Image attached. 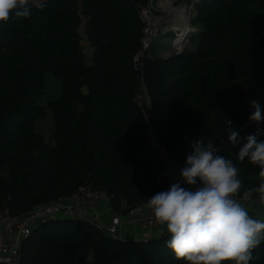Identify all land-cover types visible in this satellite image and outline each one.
Listing matches in <instances>:
<instances>
[{
  "label": "trees",
  "instance_id": "1",
  "mask_svg": "<svg viewBox=\"0 0 264 264\" xmlns=\"http://www.w3.org/2000/svg\"><path fill=\"white\" fill-rule=\"evenodd\" d=\"M150 1L30 0L29 17L0 22V208L21 215L87 184L109 190L114 209L125 212L124 200L135 206L164 190L170 169L161 148L181 187L191 189L180 172L197 140H212L219 155L233 160L241 196L259 185L260 169L237 160L240 145L228 142L226 122L231 129L252 113L247 85L264 87V0H179L195 5L192 23L199 30L189 41L195 47L146 53L141 66L136 55L146 23L140 10ZM37 2L46 6L36 8ZM82 14L90 18L92 62L77 33ZM47 72L63 88L43 105L38 98ZM141 83L148 109L138 100ZM49 113L54 143L37 129ZM258 129L264 133V122L234 132L242 144ZM168 238L164 231L114 239L60 218L25 241L21 264H186L165 246ZM253 257L250 264H264V242Z\"/></svg>",
  "mask_w": 264,
  "mask_h": 264
},
{
  "label": "clouds",
  "instance_id": "2",
  "mask_svg": "<svg viewBox=\"0 0 264 264\" xmlns=\"http://www.w3.org/2000/svg\"><path fill=\"white\" fill-rule=\"evenodd\" d=\"M42 9L43 2L34 4ZM30 0H0V22L27 18L32 13ZM253 109L249 120L264 122V108L258 100L248 102ZM226 122L228 142L236 152L237 160L260 169L257 187L248 188L240 194L243 181L233 160L219 155V148L212 140H197L193 151L186 156L185 167L180 175L191 189L173 183L169 189L155 193L146 201L156 222L166 229L169 238L165 246L178 261L186 264H250L253 251L264 242V220L254 219L241 202L258 195V202L264 206V140L255 134L244 138L241 144L238 133ZM258 258V257H256Z\"/></svg>",
  "mask_w": 264,
  "mask_h": 264
},
{
  "label": "built area",
  "instance_id": "3",
  "mask_svg": "<svg viewBox=\"0 0 264 264\" xmlns=\"http://www.w3.org/2000/svg\"><path fill=\"white\" fill-rule=\"evenodd\" d=\"M168 5L173 13L177 12L180 16L181 7L184 8L185 18L188 25L192 28L189 32L197 31V28L192 23V16L195 13V6L188 5L186 2H181L179 7L173 5L172 1L168 0ZM154 0H151L148 5L141 7V16L146 23L142 37V49L136 55V62L143 65L142 58L148 53L152 44V37L155 34L164 31L158 24V19L154 18L153 13ZM89 17L82 14V21L77 27V33L81 41V50L88 57L89 62H92L94 47L89 43ZM156 21V24H154ZM181 19L178 20L177 26L173 24L172 32L175 36L172 45L176 52H181V44H187L188 35L177 44L176 40L183 34V28L178 25ZM171 32L170 29L165 30ZM256 124L249 120V118L231 127L232 131H240ZM164 164L170 169L167 184L164 190L169 189L173 183L178 182V174L175 164L171 162L162 148L160 149ZM163 190V191H164ZM114 195L107 189L93 188L91 185L83 184L78 187L76 191L68 196L60 197L57 200L40 203L34 206L29 211L21 214L14 215L9 207L0 208V264H21L23 259V246L25 241L31 237L42 224L48 223L55 219H71L76 221H83L97 229L105 232L107 235L114 239H149L156 235L162 234V227L159 225L151 211L146 207V202L139 203L132 206L123 201V211H116L112 204ZM237 199H241L239 194ZM241 202L247 207L249 213L257 216L259 219H264V206L260 205L257 198L249 201ZM107 213V216L104 214ZM126 229L133 230H147L148 234L128 236L124 233Z\"/></svg>",
  "mask_w": 264,
  "mask_h": 264
},
{
  "label": "rangeland",
  "instance_id": "4",
  "mask_svg": "<svg viewBox=\"0 0 264 264\" xmlns=\"http://www.w3.org/2000/svg\"><path fill=\"white\" fill-rule=\"evenodd\" d=\"M39 0H34V2ZM172 1L173 5L179 7L181 2L179 0H170ZM193 4V3H191ZM194 5V4H193ZM170 5H168V0H154V7H153V17L158 19V24L160 28L164 29V31H160V33L153 35L152 37V44L149 48L147 55L149 56H161L162 52L164 51V56L172 54L175 52V48L172 45L173 38L175 33L172 32L173 24H177L178 20L181 19V23L178 25L180 28H183L182 37H179L176 40L177 44L184 39L186 35H188L187 44H181V49H193L195 44L190 43V36L196 34L199 30V26L194 25L197 28L195 32H189L187 34L186 31H190L192 26L188 25L185 18L184 8H180L182 12H180V16L176 13L171 12L168 10ZM195 6V5H194ZM196 14V10L194 15ZM177 26V25H176ZM184 26V27H183ZM170 29L171 32H166L165 30ZM46 78V88L44 92L39 96L38 102L41 104H46L51 100H55L58 98L62 93V81L58 79L53 73L47 72L45 75ZM252 84L247 85L249 89V98L248 100H258L261 104L262 108H264V87L262 88H253ZM256 86V85H255ZM139 102L144 106L145 109L149 108V101L148 95L145 92L144 85L141 83L140 92L138 95ZM249 105V104H248ZM37 129L38 131L44 135L45 139L49 142L54 143V129H55V121L53 115L51 113L48 114L45 118L39 120L37 122Z\"/></svg>",
  "mask_w": 264,
  "mask_h": 264
},
{
  "label": "crops",
  "instance_id": "5",
  "mask_svg": "<svg viewBox=\"0 0 264 264\" xmlns=\"http://www.w3.org/2000/svg\"><path fill=\"white\" fill-rule=\"evenodd\" d=\"M164 51L162 52V55L161 56H163L164 55ZM104 216H107V213L106 214H104ZM255 216V215H254ZM253 216V217H254ZM124 233L126 234V235H128V236H134L135 234L136 235H144V236H146L147 234H148V232H147V230H142V229H140V230H133V229H126V230H124ZM156 236H158V235H156ZM155 236V237H156Z\"/></svg>",
  "mask_w": 264,
  "mask_h": 264
},
{
  "label": "water",
  "instance_id": "6",
  "mask_svg": "<svg viewBox=\"0 0 264 264\" xmlns=\"http://www.w3.org/2000/svg\"><path fill=\"white\" fill-rule=\"evenodd\" d=\"M176 53H179V52H176ZM148 101H149V103H151V99H150V97L148 96Z\"/></svg>",
  "mask_w": 264,
  "mask_h": 264
},
{
  "label": "bare ground",
  "instance_id": "7",
  "mask_svg": "<svg viewBox=\"0 0 264 264\" xmlns=\"http://www.w3.org/2000/svg\"><path fill=\"white\" fill-rule=\"evenodd\" d=\"M154 24H156V21H155V23ZM184 27V26H183ZM182 37V36H181Z\"/></svg>",
  "mask_w": 264,
  "mask_h": 264
}]
</instances>
